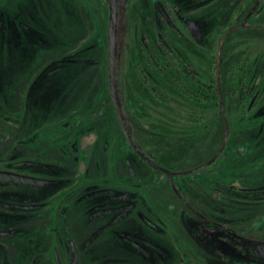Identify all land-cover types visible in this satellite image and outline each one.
<instances>
[{
	"label": "rangeland",
	"instance_id": "rangeland-1",
	"mask_svg": "<svg viewBox=\"0 0 264 264\" xmlns=\"http://www.w3.org/2000/svg\"><path fill=\"white\" fill-rule=\"evenodd\" d=\"M148 44L215 79L206 127L141 115ZM1 172L0 264H264V0H0Z\"/></svg>",
	"mask_w": 264,
	"mask_h": 264
},
{
	"label": "trees",
	"instance_id": "trees-1",
	"mask_svg": "<svg viewBox=\"0 0 264 264\" xmlns=\"http://www.w3.org/2000/svg\"><path fill=\"white\" fill-rule=\"evenodd\" d=\"M246 2H248V0H246ZM256 9L257 7L255 6V10ZM161 48L159 46L154 47V45L148 44L144 50L147 54H149V61L154 64L155 69L152 70L148 68V66H146V69L144 70L145 74L142 76V80L144 79L146 81L145 88L147 91V95L145 96L149 98L146 99H148L147 102H149L150 100L151 104L148 106V104L145 103L146 108L144 107L145 109H142L143 112L141 115L146 118H153L155 117L153 111H160L161 113L162 110H166L163 109V107L167 106V103L169 101H174V103H176V107H172L171 110L179 111V113L181 114H183L184 112L187 118L192 120V123L188 125L189 129L191 128V131H195L200 127H206L207 121L217 114V112H215V109H218L220 100V95L218 94V87L215 84V79L200 78V75H197L194 69L190 68L185 62L178 61L180 65L176 66V64L169 61L170 57H168L166 51ZM157 80L162 85H158ZM106 87L108 100L112 102L108 79V61ZM118 103L127 132L129 133L133 143L136 145L134 133L138 130H135L134 126L127 125L123 114V107L119 99ZM112 108L114 117L117 120L113 103ZM149 109L153 110L151 111L152 113ZM210 109H214V111L211 112ZM116 122L119 126L118 120ZM139 123L141 126L144 125L148 132L156 131L153 127L145 126V121H141ZM119 129L121 131V134L124 136L120 126ZM0 175H6L5 177L9 181H16L18 180L16 177H19L10 172H1ZM21 178L24 179L23 177H20V179ZM256 254L258 256H261L264 255V252L260 251V249H257L254 251V255Z\"/></svg>",
	"mask_w": 264,
	"mask_h": 264
},
{
	"label": "water",
	"instance_id": "water-1",
	"mask_svg": "<svg viewBox=\"0 0 264 264\" xmlns=\"http://www.w3.org/2000/svg\"><path fill=\"white\" fill-rule=\"evenodd\" d=\"M125 1L126 0H109L111 10L114 9L117 2L124 3ZM112 13L110 14V19H109L110 28L113 25V18H112L113 14ZM112 43H113V37L111 35H109V41H108V79H109V89H110V94H111V99H112L113 107L115 110V114H116L119 126H120L125 138L127 139L129 145L138 153V155L141 158H143L149 164H152V161L146 155H144V153L142 151H140L137 148V146L133 143L129 133L127 132L125 124H124V120H123V117L121 114L120 106H119L116 91H115L114 70H113L114 69L113 68V52H114V50H113V44ZM157 168L159 170H161L168 177L174 191L177 192V189L175 188L174 182H173V173L167 169H164L161 166H157Z\"/></svg>",
	"mask_w": 264,
	"mask_h": 264
},
{
	"label": "flooded vegetation",
	"instance_id": "flooded-vegetation-1",
	"mask_svg": "<svg viewBox=\"0 0 264 264\" xmlns=\"http://www.w3.org/2000/svg\"><path fill=\"white\" fill-rule=\"evenodd\" d=\"M109 1V0H108ZM128 0H126L124 3H120V2H117L116 5H123L127 2ZM110 3V2H109Z\"/></svg>",
	"mask_w": 264,
	"mask_h": 264
}]
</instances>
